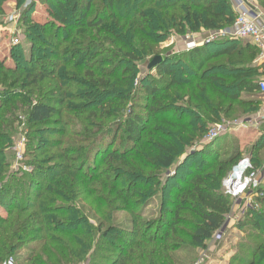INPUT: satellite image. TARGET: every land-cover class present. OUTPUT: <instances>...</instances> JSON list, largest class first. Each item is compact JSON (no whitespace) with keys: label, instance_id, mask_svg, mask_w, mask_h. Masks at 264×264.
Listing matches in <instances>:
<instances>
[{"label":"trees","instance_id":"1","mask_svg":"<svg viewBox=\"0 0 264 264\" xmlns=\"http://www.w3.org/2000/svg\"><path fill=\"white\" fill-rule=\"evenodd\" d=\"M256 1L264 10V0ZM42 4L46 23L32 18L33 4L20 15L28 50L15 48L12 66L0 58V264H184L174 254L185 251L178 226H190L185 235L194 247L206 245L230 211L228 196L216 189L243 157L233 146L221 153V139L203 143L209 124L258 110L264 61L255 62L248 41L227 36L168 55L138 77L172 30L231 27L226 0ZM24 107L20 164L28 171L11 160ZM261 148L264 131L247 155L254 166ZM212 167L215 175L204 174ZM178 178L184 187L172 184ZM158 190L163 210L144 222L138 207ZM255 201L258 209L238 221L246 238L234 243L238 264H264V185ZM182 211L200 222L186 223ZM121 212L128 216L119 221Z\"/></svg>","mask_w":264,"mask_h":264},{"label":"rangeland","instance_id":"2","mask_svg":"<svg viewBox=\"0 0 264 264\" xmlns=\"http://www.w3.org/2000/svg\"><path fill=\"white\" fill-rule=\"evenodd\" d=\"M33 1L29 3L34 5L32 11V18L41 24L46 23L48 21V18L46 16V12H45L46 9L44 4H42V0H33ZM25 2L26 0H22L21 3L18 4L15 2V0H7L3 3L4 11L2 14H0V58L2 59V62L5 66L13 65L12 64L13 62L11 60V55L13 54V51L16 52L15 48H19L20 50H25L26 52L30 44V39H29L30 31L26 27H24V24L20 21V15L24 9ZM226 2L227 4L230 5L231 9L233 10V4H232L233 0H226ZM233 15L235 19L236 13L234 12V10H233ZM10 16H12L11 20L9 19ZM228 29H230V27L220 28L215 31H207V30H201L198 32L187 31L186 33H184V35L177 34L172 30L171 32L168 33L167 38L163 42L159 43L157 49L158 52L160 53L159 55L162 56L163 58L168 55H174V54L178 55L184 53V51L192 50L197 46L203 45V43L210 38L214 40L227 38L225 33H227ZM33 31H40V30L35 29ZM33 31L32 33H37ZM38 33H42L43 35L44 32H38ZM236 39L239 40L241 43L247 42L239 38ZM188 45H191L190 49H187ZM153 56L146 58V60L139 65L140 71L138 77H142V75H144L146 71H148L146 68V64ZM151 72H153L152 69L151 71L149 70V73ZM260 72L261 70L259 71V73ZM256 80L258 82L264 80V75L263 74L257 75ZM263 98L264 95L262 94V96L259 98L260 106L257 111L251 114H242L237 117H234L233 119H226L223 121V123H227L231 121H239L257 114V112H259L263 107ZM25 113H26V107H24L21 110V112L18 111V121L16 122L15 125L17 131L13 137L14 138L13 145L15 147L14 149L16 150V145L19 142H21L22 147L20 151L22 154L24 153L23 143L26 141L25 135L28 129V126L26 125ZM214 124L215 123L213 124L210 123L209 128H211ZM255 129L257 128L250 126L248 128L233 130L231 133H225L224 135L218 137V139H221L220 141V143L222 144L221 146L224 145L223 147L224 149H226L223 150L221 153H228L233 146V149L234 148L238 149V151L241 152L243 156H247V155L250 156L249 149L252 145V142L258 137V133L255 132ZM203 143L208 144L210 142L204 141ZM15 152L13 153V157L11 159L13 163H15L17 159ZM252 156L253 157L257 156V161L260 164L259 166L257 165L254 166V161H250L252 162L251 164L253 168L257 170L264 163V148H261L260 151L257 153L255 152ZM183 157L184 154H182L177 161H180ZM190 168L191 166L189 167L188 164L184 172L179 174L180 175L179 177H181L182 181H184L187 177H189L188 176L189 174H187L186 172L190 171ZM214 168L215 167L207 169L206 172H204V174L211 173V175H215V172L213 171ZM24 170L28 171L29 168ZM171 170L168 169L167 171H165L164 176H166ZM231 170L229 171V173L231 172ZM182 181L180 180V178H178L174 180L172 184L175 187L182 188L185 186V184ZM263 183H264V178L260 181L257 187H259L260 185H264ZM207 184L209 186L214 187V185L213 184L211 185V183H207ZM216 190H218V192H223L228 196L230 200V209H232V211L231 212L229 211L226 214V216L227 215L229 216L228 218L225 216L227 219L224 218V222H223L224 224L222 225L223 228L220 231V234H217L216 236L213 234L212 238L206 243L205 246L199 245L194 247L191 244L190 240L185 235L186 233H189L191 231L190 226H186L184 224L178 226V229H180L181 232L178 233L179 236L177 237V240L181 245L184 246L185 251L176 252L174 254L179 260H182L184 264H238V262L233 259L234 251L236 250L234 249L235 247L234 243H236V241L238 240L246 241V238L244 232L237 225L239 218L241 219L242 215H244L250 209L246 207L245 200H243L245 198L243 197L241 198V201L236 200L237 202L234 203L233 199L225 192L222 182L221 184H219V187ZM175 191H176L175 188L174 190L171 189V192L168 194L170 200L173 199V194L171 193ZM161 200H162V194L161 191L158 190L151 197V201H150L151 204L147 205L144 202L142 206L138 207V210H140L142 214L141 219L144 222L149 223L153 221L155 217L160 216L161 211L163 210V209L161 210ZM254 202L256 204V207H254V209H258L259 205L255 201V199ZM165 207H168L167 209H170L172 211V207H170L169 205ZM0 215H5L4 211H0ZM127 216L128 213L125 212L119 213L118 214L119 221L123 220ZM180 218L186 223L193 224L200 222L199 219L189 211L180 212ZM150 230L153 231V229ZM218 235L219 237L217 239ZM22 253H24V251Z\"/></svg>","mask_w":264,"mask_h":264},{"label":"built area","instance_id":"3","mask_svg":"<svg viewBox=\"0 0 264 264\" xmlns=\"http://www.w3.org/2000/svg\"><path fill=\"white\" fill-rule=\"evenodd\" d=\"M33 0H26L24 7H26ZM233 10L236 13L234 22L230 29H228L226 36H232L245 41L256 47L257 56L255 62L260 63L264 61V10L261 9L255 0H233ZM12 19V16L9 17ZM212 39V38H210ZM193 46V45H192ZM191 45L187 46L190 49ZM258 89L261 94H264V80L258 83ZM264 122V109L257 112V114L239 120L227 123H215L205 135V142H210L225 133H231L233 130L256 127ZM23 139V138H22ZM22 144L19 142L16 145V162L13 163L14 169H27L20 163L22 161L21 153ZM15 148V147H14ZM264 178V163L257 170L253 168L250 159L243 156L242 159L232 167V170L226 177L223 178L222 185L225 192L233 199V202L241 201L245 198L246 207L254 209L256 204L254 202L257 196V189L260 181ZM237 200V201H236ZM248 201V202H247ZM232 209H230V212ZM229 215L226 217L228 218ZM225 217V218H226ZM226 218V219H227ZM224 224V223H223ZM223 226L215 232V236L220 234ZM219 235L217 236L218 239ZM3 264H13L11 259Z\"/></svg>","mask_w":264,"mask_h":264},{"label":"water","instance_id":"4","mask_svg":"<svg viewBox=\"0 0 264 264\" xmlns=\"http://www.w3.org/2000/svg\"><path fill=\"white\" fill-rule=\"evenodd\" d=\"M163 60V57L160 55H155L153 56L146 64V68L147 70H151L154 67H156V65H158L161 61Z\"/></svg>","mask_w":264,"mask_h":264},{"label":"crops","instance_id":"5","mask_svg":"<svg viewBox=\"0 0 264 264\" xmlns=\"http://www.w3.org/2000/svg\"><path fill=\"white\" fill-rule=\"evenodd\" d=\"M13 2V1H12ZM11 2V3H12ZM264 95V94H263ZM264 109V98H263V107L261 108V110H263ZM255 128V127H254ZM256 128L257 129H255V132H257L258 133V135H259V133H260V131H264L263 129H264V122L263 123H261V124H259L258 126H256ZM260 128H262V129H260ZM2 216H4V215H2Z\"/></svg>","mask_w":264,"mask_h":264}]
</instances>
